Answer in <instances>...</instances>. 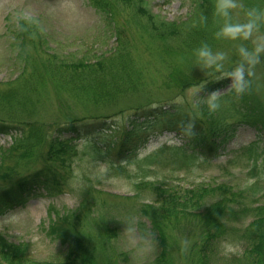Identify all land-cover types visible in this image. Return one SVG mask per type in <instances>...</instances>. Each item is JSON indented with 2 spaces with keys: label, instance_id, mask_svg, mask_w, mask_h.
I'll use <instances>...</instances> for the list:
<instances>
[{
  "label": "rangeland",
  "instance_id": "obj_1",
  "mask_svg": "<svg viewBox=\"0 0 264 264\" xmlns=\"http://www.w3.org/2000/svg\"><path fill=\"white\" fill-rule=\"evenodd\" d=\"M109 1V10L103 12L96 9L90 3L91 0H0V106L3 110L15 112L17 116L24 113V107L21 108L24 105H19L18 108H14L13 105L26 74H30V85L35 86L36 92L27 104V107L32 106L33 109L24 116L26 121L32 124L37 121V126L47 130L46 128H49L52 122L63 115L81 118L88 107V101L73 100L70 95L56 90L52 85L50 72L53 71L58 59L67 65L77 66L85 62L84 68L91 72L94 70L92 66L95 63L114 55L119 45H122V40L130 45L129 48L127 44V48L134 56L133 66L141 71L140 75L134 76V83L129 81L127 87L123 89L126 92L121 97L122 106L118 104L115 108L96 112L100 118L111 116L110 126L116 124V127L122 128L124 125L127 130H130L129 123L139 117L137 111L149 101L154 102L151 105L163 104L164 109L173 108L174 102L185 104L188 101L184 115L192 117L196 113L201 117L200 103L192 98L195 94H204L201 93V88L203 89L204 86L196 90L186 85L180 89L174 88L177 77H173L172 72L175 70L174 66H177L173 64L176 63L180 64L181 75L195 72L200 76L214 73L210 68L221 60H233L234 64L238 65L253 64L249 70L253 80L257 82L254 91L257 98L264 99V27L262 30L258 27L259 21H257V27L248 36L241 32L233 37L222 32L212 52L223 55L215 60L216 63L207 67V64L198 59L197 54L188 53L190 49L187 47L176 49L171 42L170 47L172 51L175 50V53L172 57H167L160 48L151 49L144 41L146 38L144 35L148 37L144 29L147 27L149 14H146L145 10L159 20H165L168 23L176 22L179 25L187 19L193 6L192 0H145V10L139 9V6L136 8L132 6L133 10L131 8L126 10V6L119 3L121 0ZM233 4L228 16L219 14L217 20L219 25L223 27L228 24L243 25L250 19H255L254 15L249 16V12L253 10L254 1L252 3L249 0H233ZM113 6H118L119 11L122 10V13L116 14L118 21H115L116 16L111 12ZM133 15L136 19H143L142 23L140 22L141 25L136 24L134 19L131 20ZM181 29L183 32H188L190 27L183 25ZM181 29L176 37L174 36L175 38L182 33ZM157 42L160 44V40ZM242 46L246 48L248 46L249 49L245 50L252 54L251 57H246L245 52L239 53ZM257 48L260 50L257 51ZM172 60L176 61L171 64ZM38 61L45 62L46 65ZM236 68L237 65L226 69L231 76L229 78H234L233 81L237 80ZM209 69L211 71H208ZM218 73H220L219 76L225 75L224 71H218ZM129 86L133 88L127 90ZM147 88L149 89L147 94L145 92L142 94L143 89ZM139 89L142 90L138 91ZM220 93L221 91L216 94ZM46 94L48 98L44 99ZM241 100V94H235L231 102L240 105L243 102ZM32 102H34L33 105ZM208 102H211V98ZM121 107L126 110L119 116L114 112ZM1 110L0 116L3 113ZM240 112L232 113L234 119H231V122L240 120L238 115ZM141 119L142 117L139 118ZM228 120L230 119L227 118V122ZM179 122L180 119H172L168 116L166 119H149V122L145 124L148 134L135 137L133 146L130 142L126 145L127 150L124 152L127 160L138 161L120 172L110 169V165L106 163L116 158L115 153L101 155L99 154L101 151L95 149L100 146L112 147L110 138L94 132L86 134L82 139H77L73 143L74 149L70 151V157H73L68 162V173H64L68 177V182L71 180L69 188L63 194L54 197L44 193L36 194L25 204L0 215V235L4 234L7 239L17 244L28 243L26 261H36L40 264L64 263L67 246L61 245L57 239H53L47 233L50 219L56 218L55 214L50 213V207L55 206L64 214L77 212L75 216L69 218L72 225L69 224L66 227L75 236H78L77 232H79L85 238V250L91 252L96 248L95 257L99 264L110 257V254H106L109 248L120 256V264H154L160 249L151 232L150 222L141 216L139 208L143 202L151 201L155 195L148 190L139 192L136 188V184L144 179V175L153 182L154 180L163 181L162 183L169 189L180 190L199 183L216 185L227 183L240 190L245 183H252L256 178L253 176L255 172L252 174L251 171L249 154L245 153L243 148L255 142V147L260 154L259 163L264 160V135H258L255 129L249 126H241L235 137L224 148L218 149V155H214L208 163L197 166L192 164L188 168L180 169L181 158L185 157L183 155L179 157L181 155L175 154L171 147H180L189 136H186ZM89 142L90 147L87 145ZM11 144L10 137L0 136V147L10 149ZM40 150L44 151L45 147ZM47 150L41 156L38 153L31 161L30 159L20 160V163L24 165L23 170L30 172L41 168L43 164H49L52 169L58 166L60 162L57 156L51 158L50 162H44ZM147 157H152V161L154 158L156 160L149 169L145 163H142ZM177 158L178 161L173 160ZM14 161L6 163L3 161V167L7 169L12 165L15 168ZM38 162L41 164L37 165ZM176 170L180 171L176 172ZM258 172L260 175L264 174V163L259 165ZM15 176L16 172L13 171L9 177V170H6L1 180L2 186L9 184L11 178ZM90 185L102 193L93 192L91 198L83 194L81 191ZM85 198H90L93 202L90 215L93 218H101L98 221V232L104 230L106 219L110 221L111 227L118 228V237L110 244L92 240L93 235H96L94 229L86 226L83 218L78 221L76 216L80 213L85 214L84 208H81L82 203L86 205V213L89 209ZM103 212L106 216H103ZM198 222L195 218L188 216L180 223H176V227L171 226L168 229L172 236L171 240L178 242L180 246L172 249L169 255L170 257L174 255L177 264L178 262L179 264L191 263L194 239L189 235L193 234L194 226ZM82 223L83 226H81ZM218 248L220 254L226 259L237 257L245 250V246L231 241L220 243ZM262 260L264 261V257Z\"/></svg>",
  "mask_w": 264,
  "mask_h": 264
},
{
  "label": "trees",
  "instance_id": "obj_2",
  "mask_svg": "<svg viewBox=\"0 0 264 264\" xmlns=\"http://www.w3.org/2000/svg\"><path fill=\"white\" fill-rule=\"evenodd\" d=\"M192 1L193 6L187 19L179 25L176 22L168 23L152 16L148 10H145V0H121L119 3L124 4L126 10L130 8L133 10V8L139 6L138 8L145 10L146 14L149 13L147 27L144 29L148 34V37L144 35L146 37L144 41L147 42L146 46L151 49L160 48L166 53L167 57H172L175 50L172 51L171 42H173V48L182 49L187 47L190 49L188 53L193 52V55H196L197 50L204 45H207L212 51L216 47V41L221 36L223 25H219L217 21L220 14L217 11L219 0ZM250 1L252 3L254 1L253 10L262 13L258 19L256 14H253L255 19L259 21L258 27L262 30L264 27V0ZM91 3L99 11L107 12L110 8L109 0H91ZM118 8V6H113L111 10L112 14L116 16L115 21H118L117 15L122 13V10L119 11ZM133 19L138 25H141L143 21V19H136L134 15L131 20ZM183 25L190 27V30L183 32L181 29ZM179 29L182 30V33L175 38L179 33ZM159 40L160 44L157 42ZM121 43L122 45H119L114 55L112 54L104 61L100 60L99 63H95L92 66L94 70L91 72L89 69L84 68L85 62H81L76 66L67 65L64 61L57 60L53 71L50 72L52 85L56 90L70 95L73 100L88 101V107L81 118L63 115L52 122L50 127L46 128L47 130L37 126V121L32 124L24 118L33 109L32 106L27 107V104L36 92L35 86L30 85V74H26L22 88L19 94L17 93L13 105L14 108L24 105L21 107H24V113L17 116L15 112L1 110L8 113H2L4 116L0 118V134L16 133V135H13L11 148L9 147L10 149L0 153V207H11L20 198L35 190L40 191L43 189L48 194L62 191L66 187V183L68 184V177L64 173H68V162L73 157H70V151L74 149L72 142L76 139H82L88 133L98 132L104 136L106 135L109 128L108 121L112 117L100 118L96 112L111 107L115 108L118 104L122 106L121 97L126 92L123 89L127 87L129 81L133 82L134 76L140 75L141 71L133 66L134 61H132V58L134 56L127 48V41L122 40ZM128 46L130 48L129 44ZM242 48L245 49L246 47L242 46ZM239 51V53L243 52L241 49ZM174 61L176 60H172L171 64ZM38 62L46 65L45 62ZM173 65H177L174 66L175 70L172 72L173 77H177V80L174 79L176 80L174 88L180 89L186 85L196 90L204 86L203 89L201 88V93L204 94L196 95L193 93L195 95L192 98L200 103L202 116H197L196 113L192 117L184 115L188 101L185 104L174 102L173 108L169 109H164L163 104L158 103L160 105L156 109L153 108L150 113L149 108L142 110V112L139 110V117L129 123L131 124L130 130H127L124 125H122V128L115 130L118 140L114 144L119 141V146L117 148L115 146L117 155H122L127 150L126 145H129L130 142L133 146L135 137L147 132L145 124L149 122L150 114L156 119H165V116L180 119L181 128L189 136V141L181 147L184 151L181 152L179 157L184 154L185 158H181L182 165L179 164L180 169L188 168L192 164L197 166L208 163L214 155H217V150L222 146L224 147L236 135L240 124L254 128L258 135H264V99L257 98L254 91L257 82L253 80L254 78L249 70L253 64L245 63V65H242V91H237L236 82V86L230 93L223 94V97L219 96L215 101L212 100L213 97H210V103L208 102V99H210L207 97L208 93L216 92L226 85L225 80L217 78L216 70L226 71L228 67H236V65V70H238L241 65L234 64L233 60H221L210 68L213 69L212 71L208 70L214 72L208 74V76L202 74L200 76L195 72L194 74L181 75L180 64ZM206 66L209 67V65ZM244 80L247 81L246 84ZM132 88V86H129L127 90ZM140 90L142 89L138 91ZM236 93L241 94V101L243 102L240 105L231 102L230 97ZM46 98H48L47 94L44 96V99ZM213 104L216 106L213 107ZM204 105L206 106L202 107ZM6 108L10 109L9 107ZM124 110L126 109L121 107L115 109L114 113H118L120 116L124 114ZM234 112H240L238 113L240 120L231 122V119H234L232 114ZM140 117H144V119L139 120ZM227 118L230 119L228 122ZM67 135L74 136L66 138ZM255 144L254 142L249 145L245 149V153L249 154L252 165L251 171L252 174L255 172L253 176L256 178L252 183H245L240 190L227 183L217 185L199 183L180 190L169 189L165 187L163 181H150L146 175L140 183L136 184L139 192L148 190L155 195L151 201L143 202L139 208L141 216L150 222L151 232L160 249V254L154 264H177L174 255L173 257L169 255L172 249L180 246L178 242L171 240L172 236L168 229L185 220L188 216L199 221L194 226L193 234L189 235L194 239L190 264H264L262 260V257H264V174L257 173L259 165H262L264 160L259 163L260 154ZM43 147H45V150L48 149L46 155H44V162H50L51 158L57 156L60 162L59 165L52 169L49 164H43L41 168H36L30 172L24 171V165L20 163V160L30 159L31 161L38 153L41 156L45 151L40 150ZM95 149L100 150L101 153L99 154L101 155L109 153V151L103 153L104 151L100 147H95ZM117 157L121 159L120 156ZM152 159V157H147L144 159L146 162L142 161V163H145L149 169L154 164L155 158L153 161ZM12 160H15V168L12 165L7 169L3 167V161L6 163ZM173 160L178 161V158ZM137 161L118 160L117 162L114 159L106 163L110 165V169L120 172ZM123 162L125 165H123ZM39 164L41 162H38L37 165ZM6 170H9V177H11L13 171L16 172V176L11 178L9 184L2 186L1 180L5 176ZM179 171L176 170V172ZM84 192L87 196H91L92 192L102 193L95 190L93 186H89ZM85 199L88 203L89 198ZM84 206L86 205H82V208ZM89 212H91L90 205L85 215L86 219L89 217ZM77 219L81 220L79 216ZM99 220L93 218L91 222H88V225L95 227ZM70 222L69 217H59L52 222L49 229L50 235L69 246L68 257L62 264H99L95 257L96 248L91 252L85 250V238L79 232H77L78 236H75L66 227ZM103 229L94 238L95 241L110 244L113 239L118 237V228H112L109 220L104 224ZM82 230L85 229L82 228ZM230 241L240 243L245 246V250L237 257L226 259L220 254L218 245ZM27 249H29L28 244H15L0 235V264H40L25 260ZM178 252L183 253L180 250ZM106 254H110V257L102 264H120V256H117L116 252L109 253L106 250ZM44 264L53 263L45 262Z\"/></svg>",
  "mask_w": 264,
  "mask_h": 264
},
{
  "label": "clouds",
  "instance_id": "obj_3",
  "mask_svg": "<svg viewBox=\"0 0 264 264\" xmlns=\"http://www.w3.org/2000/svg\"><path fill=\"white\" fill-rule=\"evenodd\" d=\"M233 6H234L233 0H219V3L217 5V11L224 16H228L229 9ZM254 13L257 16V19L262 14L256 10H252L249 12V16L252 17ZM255 27H257V20L250 19L246 24H243V25L228 24L224 27L223 32L224 34L231 35L233 37L236 35H239L241 32L243 33V35L248 36ZM259 50L260 49L257 48V51ZM241 51L245 52L246 57H251L252 55L251 53L247 52L243 48H241ZM222 55H223L222 53L214 54L207 45H204L200 49L197 50L198 59H200L207 65L213 64L215 60L219 59ZM236 78H237L236 80L237 91H242L243 90V66L242 65L240 69H238L236 72ZM212 106L215 107L216 105L213 104Z\"/></svg>",
  "mask_w": 264,
  "mask_h": 264
}]
</instances>
